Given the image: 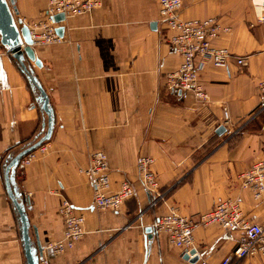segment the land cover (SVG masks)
Masks as SVG:
<instances>
[{
    "label": "crops",
    "instance_id": "1",
    "mask_svg": "<svg viewBox=\"0 0 264 264\" xmlns=\"http://www.w3.org/2000/svg\"><path fill=\"white\" fill-rule=\"evenodd\" d=\"M159 0H101L100 6L68 16L60 43L33 46L36 65L23 62L48 96L52 113L50 150L9 171L13 197L24 209L38 264H221L239 233L218 225L194 232L198 260L183 258L165 235L145 231L170 207L197 220L219 197H238L243 212L264 223V201L240 188L238 175L264 157V22L251 0H183L187 18L214 17L230 28L216 43L246 64L207 65L200 82L208 101L188 91H169L167 72L180 58L159 16ZM48 0H14L15 21L40 17ZM154 23V25H153ZM43 97L11 53L0 44V264H28L22 221L8 193L5 168L47 131ZM223 109L228 113L224 123ZM222 125L221 135L215 129ZM107 154L111 189L126 180L134 194L118 210H99L91 180L79 172L94 150ZM155 159L161 197L140 183L137 159ZM26 193L32 204L27 205ZM65 198L85 216V233L60 253L46 244L62 238L58 207ZM41 252L38 251V244ZM264 264V257L231 260Z\"/></svg>",
    "mask_w": 264,
    "mask_h": 264
},
{
    "label": "built area",
    "instance_id": "2",
    "mask_svg": "<svg viewBox=\"0 0 264 264\" xmlns=\"http://www.w3.org/2000/svg\"><path fill=\"white\" fill-rule=\"evenodd\" d=\"M159 16L170 32L169 41L180 58L177 68L166 73L164 86L169 91L191 92L199 101H208V94L200 82V72L207 65L215 68H227L230 63L244 66V56L234 55L216 40L222 34L229 33L228 26L221 25L214 17L205 19L182 16L183 0H159ZM253 7L259 9L258 20L264 22V0H251ZM101 0H48L47 7L40 17L25 21L29 28L32 46L60 43L63 38L56 32V14L65 17L80 15L100 6ZM23 46V45H22ZM259 91L264 94V79L258 83ZM224 123L228 122V113L223 109ZM50 150V144L43 142L36 149L23 156L19 164L30 165L39 154ZM155 159L149 155H141L137 159V171L143 188L155 195L150 202L153 206L161 197L159 181L152 167ZM79 172L91 180L93 186V203L99 210H118L123 203L134 194V188L128 181L120 183L115 191L111 189V179L107 154L103 150H94L88 165ZM241 189L250 192L254 200L264 201V157L253 161L249 167L238 175ZM27 205L32 204L31 193H26ZM58 212L64 222L62 238L46 244L52 253H60L73 247L85 233V216L76 211L70 201L63 198ZM218 225L223 230L239 233L237 244L230 255L221 260V264H232L231 260H243L250 257H264V223H256L243 212L238 197H219L213 207L198 215L194 220L170 207L153 224V229L166 236L173 247L189 252L195 249L194 232L198 227ZM197 251L195 249L196 255ZM190 255V257H193ZM39 264H49L47 258H41Z\"/></svg>",
    "mask_w": 264,
    "mask_h": 264
},
{
    "label": "water",
    "instance_id": "3",
    "mask_svg": "<svg viewBox=\"0 0 264 264\" xmlns=\"http://www.w3.org/2000/svg\"><path fill=\"white\" fill-rule=\"evenodd\" d=\"M14 0H0V44L6 48L8 53H11L12 56L18 61L23 71L27 74L28 78H30L33 85L39 90L41 96L43 97V109L47 115V131L46 133L37 141L20 151L16 154L13 159L9 162V164L5 168V178L7 183L8 193L11 195L15 207L17 208L20 218L22 221V232H23V242L24 249L26 253V257L28 260V264H38L36 258L33 257L32 249L30 246L29 236H28V225L26 216L24 213L23 207L19 205L16 199L13 197V192L9 183V174L12 172L11 168H14L18 165L20 159L25 156L30 151L36 149L39 145H41L44 141L49 139L51 129H52V113L49 109V100L48 96L42 87L38 84L35 77L32 75V71L27 68L25 63L23 62V54H26L32 61L35 62L36 65H39V61L35 58L32 41L29 34V28L25 22L21 20L15 21L11 12V7L13 8ZM65 19V16L60 13L54 16V21L59 23ZM154 25V23H153ZM63 31V26L56 27V32L61 35ZM23 45V46H22ZM225 132V128L220 125L215 129V133L217 135H221ZM11 172L9 173V171ZM145 231L148 234V238H151V232L153 231L152 227H146ZM38 244V251L41 252L42 247ZM195 253V249H191L188 253L184 252L183 258L189 260L194 263L198 260L197 255H193ZM193 255V257H190Z\"/></svg>",
    "mask_w": 264,
    "mask_h": 264
},
{
    "label": "trees",
    "instance_id": "4",
    "mask_svg": "<svg viewBox=\"0 0 264 264\" xmlns=\"http://www.w3.org/2000/svg\"><path fill=\"white\" fill-rule=\"evenodd\" d=\"M23 70V69H22ZM25 73V71H23Z\"/></svg>",
    "mask_w": 264,
    "mask_h": 264
}]
</instances>
